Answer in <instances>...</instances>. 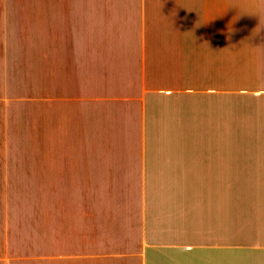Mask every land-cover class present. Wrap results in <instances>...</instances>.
<instances>
[{
    "label": "crops",
    "instance_id": "0c3cea01",
    "mask_svg": "<svg viewBox=\"0 0 264 264\" xmlns=\"http://www.w3.org/2000/svg\"><path fill=\"white\" fill-rule=\"evenodd\" d=\"M0 67L33 88L34 264H264V143L233 142L264 0H0Z\"/></svg>",
    "mask_w": 264,
    "mask_h": 264
},
{
    "label": "rangeland",
    "instance_id": "374dc122",
    "mask_svg": "<svg viewBox=\"0 0 264 264\" xmlns=\"http://www.w3.org/2000/svg\"><path fill=\"white\" fill-rule=\"evenodd\" d=\"M15 75L24 71L0 67V239L6 228L10 256L34 264L33 108L22 101L33 97V88L10 81ZM233 142L264 143V99L236 95Z\"/></svg>",
    "mask_w": 264,
    "mask_h": 264
}]
</instances>
